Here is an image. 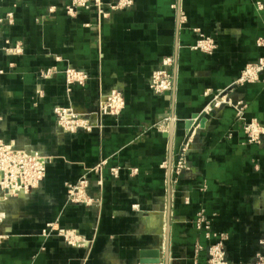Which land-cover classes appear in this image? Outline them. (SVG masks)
<instances>
[{
    "label": "crops",
    "instance_id": "0c3cea01",
    "mask_svg": "<svg viewBox=\"0 0 264 264\" xmlns=\"http://www.w3.org/2000/svg\"><path fill=\"white\" fill-rule=\"evenodd\" d=\"M99 1L70 13L71 0H0V138L52 156L18 217L0 223V264H207L222 234L232 264H253L264 254V136L248 141L234 105L205 108L224 91L264 127V83L235 85L264 58V0L262 8L257 0H130L116 9L119 0ZM200 34L215 40L212 53L194 47ZM166 58L174 87L156 94L150 78ZM69 68L88 74L86 83L69 86ZM115 89L126 106L97 127L100 97ZM59 105L88 115L91 131L63 132ZM186 145L187 168L177 174ZM102 160V172L89 175L95 203L68 202L65 183ZM48 222L77 229L92 247L41 235Z\"/></svg>",
    "mask_w": 264,
    "mask_h": 264
},
{
    "label": "built area",
    "instance_id": "2783aa9c",
    "mask_svg": "<svg viewBox=\"0 0 264 264\" xmlns=\"http://www.w3.org/2000/svg\"><path fill=\"white\" fill-rule=\"evenodd\" d=\"M93 0H71L69 6H67L68 12H74L77 7H90ZM99 7L101 2L95 0ZM130 4V0H119L116 3L110 5L112 9L119 8L124 5ZM259 8L263 7L262 0H257ZM101 8V7H100ZM101 13L106 16L107 13L100 10ZM11 16V14H10ZM203 52L212 53L216 49L215 40L204 34H200L195 46ZM12 51H20L21 46H15L11 48ZM172 65V58H166L164 60V66L155 70L152 74L150 81V88L157 94H164L169 92L174 87L173 76L170 71ZM67 74L79 84H85L88 80V74L85 72L69 68L66 70ZM51 69L43 73L44 76H49ZM264 83V58H261L258 62L249 63L244 68L241 76L235 82V85H242L246 83L260 82ZM106 97V98H105ZM104 98L111 101L109 105L113 108L116 107L121 110L125 101L119 90H112L110 95ZM106 100V101H107ZM223 103L234 105L237 110V118L244 121V130L248 136V141L251 143L261 142L264 136V127L256 119L250 121L245 118V110L247 108L243 101L233 102L231 98L227 97V92H218L212 102L208 104L205 111H211L216 107H219ZM107 107V106H106ZM105 107V108H106ZM118 112V110H114ZM112 111V114L115 112ZM54 112L57 117L58 123L64 130L75 131L78 128V121L80 117L78 114L63 106H56ZM90 129V126L88 125ZM187 145L183 149L179 160L176 165V173L180 174L187 168V162L185 153ZM45 158L38 153L28 152L24 149H17L13 142H6L0 138V186L10 192H18L20 189H28L32 184H36L45 175ZM114 174L119 173V169H113ZM69 200L73 202H84L87 207L95 203V199L88 193L89 181L86 176L80 178L76 183H66ZM85 206V207H86ZM198 225L203 226L206 236L210 238L214 235L211 231L209 221L204 214H200L198 217ZM52 235L59 236L70 246H81V244L88 243L81 235H77L76 231L71 228L62 226H54V223H48L43 230V236L49 237ZM216 236V234H215ZM226 236L222 234L220 239L212 243L209 247V257L207 264H232L227 256L225 249ZM264 245V240H262ZM253 264H264V254L258 253L254 259Z\"/></svg>",
    "mask_w": 264,
    "mask_h": 264
},
{
    "label": "rangeland",
    "instance_id": "374dc122",
    "mask_svg": "<svg viewBox=\"0 0 264 264\" xmlns=\"http://www.w3.org/2000/svg\"><path fill=\"white\" fill-rule=\"evenodd\" d=\"M159 69V68H158ZM49 70V69H48ZM157 70V69H156ZM47 70H44L42 72L45 73ZM155 71V70H154ZM54 70L51 69V74L48 76V77H51L52 74H53ZM153 74V73H152ZM172 74V73H171ZM47 77V76H45ZM66 77H67V80H68V85L71 86L72 84L74 83H78L77 81H74L66 72ZM152 78V76H151ZM151 78H150V81H151ZM150 83V82H149ZM79 84V83H78ZM82 85V84H81ZM119 92L122 94V97L125 101V104L123 105V108L118 109L116 107H111L109 105V103L111 101L105 99L107 96L110 95L111 91L104 94V96L102 95L100 97V101H99V104H98V110L96 112V116H95V120H96V125L97 127H100L101 126V117L103 115H111V116H119L122 111L124 110L125 106H126V100L124 98V95L123 93L119 90ZM157 94V93H156ZM105 97V98H104ZM107 100V101H106ZM107 106V107H106ZM65 108H68L74 112H76L78 114V116L80 117L79 121H78V128L75 130V131H67V130H64L61 125L58 123L57 121V125L59 126V128H61V130L65 133H75V132H79V131H85V132H89L91 131V126H90V120H89V116L86 115V116H82L81 114H79L74 107L72 106H63ZM106 107V108H105ZM55 109V108H54ZM118 110V112L114 111V110ZM114 111L115 114H112L111 112ZM55 113V112H54ZM56 115V114H55ZM57 119V117H56ZM88 125L90 126V129L88 128ZM17 149H22V148H19L16 146ZM25 150V149H24ZM28 152H32V153H38V152H33V151H28ZM39 154V153H38ZM43 158H45V175L40 179L39 182H37L36 184H32V186H30L28 189H20L18 192H10L9 190L7 189H4L2 188V193L0 195V213H1V216H0V223H1V226L2 228H6L8 227L9 223L14 220L15 218H17V214H18V209H19V206L20 204L28 197L29 194H31V192H33L34 189L38 188L39 186L42 185L43 181L45 180V177H46V173H47V164L50 162V160H52V156H49V155H45V154H40ZM107 164V161L106 160H102L101 162H99L96 166H93L91 168H86V170L84 171V173L82 174V176L80 178H82L83 176H86L88 181L90 182L89 180V175L90 173L92 172H96L98 174H100L102 172V169L104 168V166ZM113 169H119L120 171V168L119 167H113L111 168V171H112V174L114 176H119L118 174H114L113 173ZM133 172H137V169L136 168H133ZM67 183V182H66ZM66 183H65V187L67 188L66 186ZM68 190V189H67ZM67 198H68V202L72 203V204H80V205H84V202H73L71 200H69V196H68V192H67ZM86 206V205H84ZM87 207V206H86ZM19 215V214H18ZM50 223V222H48ZM45 225V227L47 226V224ZM51 223H54V226H60L57 222H51ZM199 226V225H198ZM44 227V228H45ZM63 227V226H62ZM200 228H203L205 229L203 226H199ZM44 228H42L41 230V235H43V230ZM71 229H74V228H71ZM76 231V234L77 235H81L83 238L86 239V241H88V243H85V244H81V246H76V247H80V248H86V249H90V247H92V244H93V240L92 239H89L88 237L84 236L83 234H81L77 229H74ZM75 247V246H74Z\"/></svg>",
    "mask_w": 264,
    "mask_h": 264
},
{
    "label": "water",
    "instance_id": "95a60500",
    "mask_svg": "<svg viewBox=\"0 0 264 264\" xmlns=\"http://www.w3.org/2000/svg\"><path fill=\"white\" fill-rule=\"evenodd\" d=\"M197 117H199V116H197ZM193 118H194V116H193ZM193 118L192 119H190L189 120V122L187 123L190 127L194 124V120H193ZM199 122H201V120L199 121ZM198 122V123H199ZM171 170V169H170ZM170 180V179H169ZM159 260L157 259V260H154V262H158Z\"/></svg>",
    "mask_w": 264,
    "mask_h": 264
},
{
    "label": "bare ground",
    "instance_id": "6f19581e",
    "mask_svg": "<svg viewBox=\"0 0 264 264\" xmlns=\"http://www.w3.org/2000/svg\"><path fill=\"white\" fill-rule=\"evenodd\" d=\"M197 119V118H196ZM196 122H197V120H196ZM194 123H195V121H194Z\"/></svg>",
    "mask_w": 264,
    "mask_h": 264
}]
</instances>
